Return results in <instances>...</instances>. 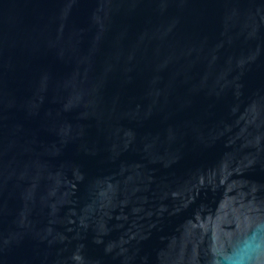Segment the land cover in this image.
Returning <instances> with one entry per match:
<instances>
[{"label":"water","instance_id":"1","mask_svg":"<svg viewBox=\"0 0 264 264\" xmlns=\"http://www.w3.org/2000/svg\"><path fill=\"white\" fill-rule=\"evenodd\" d=\"M0 264H264V0H0Z\"/></svg>","mask_w":264,"mask_h":264}]
</instances>
